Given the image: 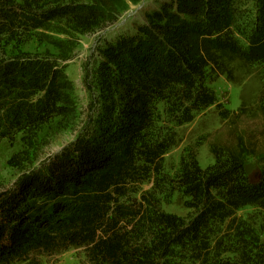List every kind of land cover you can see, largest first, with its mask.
<instances>
[{
    "label": "trees",
    "instance_id": "obj_1",
    "mask_svg": "<svg viewBox=\"0 0 264 264\" xmlns=\"http://www.w3.org/2000/svg\"><path fill=\"white\" fill-rule=\"evenodd\" d=\"M126 2L140 0H0V143L66 109L50 89L61 77L50 64L61 62L36 61V76L24 79L17 71L34 59L15 55L12 44L51 24L70 36L113 26ZM237 4L163 3L137 33L101 50V102L93 106L101 134L0 196V264H34L70 250H83L88 264H264L257 217L238 216L247 207L264 212V165L257 179L246 169L250 158L264 163V87L257 134L236 133L245 104L226 110L209 87L221 76L239 85L238 74L264 69V0H253L257 34L244 48ZM213 107L228 130L210 146L214 164L203 169L187 150L174 177L166 174L176 130ZM177 196L187 199L188 217L164 211Z\"/></svg>",
    "mask_w": 264,
    "mask_h": 264
},
{
    "label": "rangeland",
    "instance_id": "obj_2",
    "mask_svg": "<svg viewBox=\"0 0 264 264\" xmlns=\"http://www.w3.org/2000/svg\"><path fill=\"white\" fill-rule=\"evenodd\" d=\"M172 1L175 0H140L138 5L126 2L124 15L113 26L86 35L70 36L66 35L68 31L60 25L51 24L49 29L27 34L24 45L12 44V49L16 50L15 55L31 57L27 60L34 59V65L24 62L18 69L17 73L24 79L36 76V61L44 63L46 59L54 58L58 60L57 64L61 62L58 66L50 64V67H53L51 74L55 72V75H61L58 80H54L55 85L50 89L59 91L63 98L61 105L66 109L63 116L56 117L41 129L10 135L0 143V196L14 189L26 176L36 173L45 175L53 160L64 153H77L86 145L82 141L94 137L95 132L96 135L101 134L102 128L94 125L97 117L93 111V106L100 108L99 101L101 102L98 83L101 50L128 32L137 33L139 27L146 25L148 13H153L159 10L163 3ZM237 6L238 23L235 30L240 44L243 46L246 42L245 45H249V38L257 34L252 23L255 20L253 0H238ZM126 27L128 30L125 31ZM62 56H68L70 59L61 61L60 59L66 58ZM14 62L18 61L9 62L11 67L6 66V70L8 67L15 69L17 65H14ZM263 78L264 69L259 67L251 73L247 71L238 74V80L241 82L239 85L229 82L225 76L209 83V87L216 93L226 110L235 112L242 103L245 104L247 115L240 119L238 128L235 129L238 134H244L245 131L257 134L255 131L261 130L262 121L256 115L262 99ZM226 127L213 107L197 115L192 124L176 130L179 136L178 144L165 157L166 174L174 177L187 150L197 153L203 169L212 166L214 158L210 153V146L218 136H226ZM258 140L260 141L259 138ZM247 162V172L257 179L264 163L260 158H250ZM149 188L150 186H146L145 190ZM186 200L177 196L172 205L164 207V211L179 217H188L190 210L186 207ZM251 215L257 217L258 229L264 243V212L251 207L238 212V216L242 218ZM34 264H88V261L83 250H70L54 257H38Z\"/></svg>",
    "mask_w": 264,
    "mask_h": 264
}]
</instances>
